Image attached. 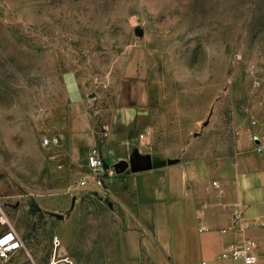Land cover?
<instances>
[{"label": "rangeland", "instance_id": "rangeland-1", "mask_svg": "<svg viewBox=\"0 0 264 264\" xmlns=\"http://www.w3.org/2000/svg\"><path fill=\"white\" fill-rule=\"evenodd\" d=\"M133 105L156 111L153 159L264 142V0H0V200L25 242L0 264H126L128 215L79 186L74 135L88 114L107 164L129 158L101 134Z\"/></svg>", "mask_w": 264, "mask_h": 264}, {"label": "crops", "instance_id": "crops-1", "mask_svg": "<svg viewBox=\"0 0 264 264\" xmlns=\"http://www.w3.org/2000/svg\"><path fill=\"white\" fill-rule=\"evenodd\" d=\"M154 114L136 105L118 111L101 134L105 145L141 154L135 140L143 127L159 128ZM80 125L74 139L91 150L97 143L91 116ZM238 132L233 150L215 158L176 157L159 168L106 180L130 221L123 236L126 264H244L220 254L248 239L257 244L256 264H264V153Z\"/></svg>", "mask_w": 264, "mask_h": 264}, {"label": "built area", "instance_id": "built-area-1", "mask_svg": "<svg viewBox=\"0 0 264 264\" xmlns=\"http://www.w3.org/2000/svg\"><path fill=\"white\" fill-rule=\"evenodd\" d=\"M143 136V135H142ZM256 152L264 150V142L256 144ZM105 157L98 146L93 147L87 156L88 174L79 182L80 187L96 189L104 187L107 176L115 172L114 166L104 167ZM239 214H235L234 221H238ZM222 232H226L223 229ZM255 241L245 240L240 244H232L228 251L222 252L223 259L242 260L244 264H256L257 256L253 249L256 247ZM25 248V242L19 232L15 229L9 215L5 211L0 200V262L8 261L12 256ZM49 264H77L73 257L68 255L58 257L56 253L51 257Z\"/></svg>", "mask_w": 264, "mask_h": 264}, {"label": "water", "instance_id": "water-1", "mask_svg": "<svg viewBox=\"0 0 264 264\" xmlns=\"http://www.w3.org/2000/svg\"><path fill=\"white\" fill-rule=\"evenodd\" d=\"M172 162V159H153L150 155L143 156L139 154L138 150H134L129 158H122L115 162L113 166L117 174H122L125 172H139L159 168ZM104 167H109L106 161L104 162ZM109 206H112L111 202H109Z\"/></svg>", "mask_w": 264, "mask_h": 264}]
</instances>
